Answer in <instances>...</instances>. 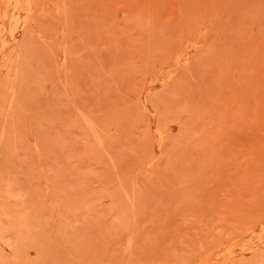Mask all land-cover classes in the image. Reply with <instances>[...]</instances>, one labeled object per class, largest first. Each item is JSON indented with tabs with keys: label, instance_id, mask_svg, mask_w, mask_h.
Wrapping results in <instances>:
<instances>
[{
	"label": "rangeland",
	"instance_id": "rangeland-1",
	"mask_svg": "<svg viewBox=\"0 0 264 264\" xmlns=\"http://www.w3.org/2000/svg\"><path fill=\"white\" fill-rule=\"evenodd\" d=\"M0 264H264V0H0Z\"/></svg>",
	"mask_w": 264,
	"mask_h": 264
}]
</instances>
